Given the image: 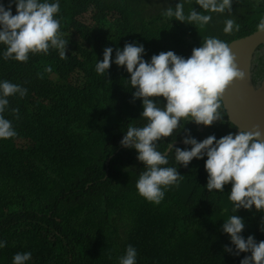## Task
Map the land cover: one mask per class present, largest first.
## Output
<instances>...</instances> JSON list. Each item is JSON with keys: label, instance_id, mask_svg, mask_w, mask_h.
I'll return each instance as SVG.
<instances>
[{"label": "trees", "instance_id": "obj_1", "mask_svg": "<svg viewBox=\"0 0 264 264\" xmlns=\"http://www.w3.org/2000/svg\"><path fill=\"white\" fill-rule=\"evenodd\" d=\"M59 3L55 19L68 41L66 59L59 50L29 53L26 62L5 60L0 43V82L27 89L16 93L0 114L17 135L0 139V264H13L17 253H31L26 264H120L129 245L136 249V264H240L239 256L222 231L224 221L238 215L245 223L241 235L264 241V210L239 209L229 200L231 184L223 192H209L203 159L188 167L178 165L175 150L168 164L182 178L167 188L157 205L139 195L136 183L145 171L135 149L120 144L129 127H143L141 99H134L130 74L114 63L115 51L126 43L143 45V59L173 51L188 58L192 49L214 37L229 46L257 32L264 18V0H232L231 11L205 12L196 0H39ZM183 3L212 17L203 27L180 22L163 13ZM10 0H0L7 9ZM16 14V5H11ZM88 19H85V17ZM234 20L239 31L225 33ZM113 48L107 73L96 72L103 50ZM51 67L46 72L45 67ZM128 78L126 79V76ZM252 79H264V51L254 59ZM163 108L164 98H154ZM222 119L205 127L182 119L172 136L157 142L165 153L169 143L191 137L217 139L237 127L230 122L222 100ZM13 109H18L17 114ZM181 149L189 145H176ZM109 166H106L108 164Z\"/></svg>", "mask_w": 264, "mask_h": 264}, {"label": "clouds", "instance_id": "obj_2", "mask_svg": "<svg viewBox=\"0 0 264 264\" xmlns=\"http://www.w3.org/2000/svg\"><path fill=\"white\" fill-rule=\"evenodd\" d=\"M12 3L16 5L15 15L11 11ZM196 4L206 13H223L232 8V0H196ZM59 10V3H41L39 0H10L7 9L0 4V43L6 45L4 59L26 62L29 53L48 54L50 47L58 49L61 59H66L68 41L61 38L60 22L54 18ZM163 15L201 27L212 19L210 15L194 9L185 16L184 5L180 2L174 9L169 6ZM234 26L239 31V25L228 19L223 30L231 33ZM257 31L264 33V18L259 21ZM259 51L264 50H258L256 54ZM112 53L111 47L103 50V60L96 63L98 74L107 73L113 63ZM144 54L143 45L137 43H126L122 50L117 48L115 51L114 63L126 67L130 74L128 81L135 88L133 98L142 100L141 116L148 121L140 128L129 127L120 144L135 149L137 160L146 169L136 183L139 195L158 205L165 195L162 188L176 184L182 175L176 167H162L169 162L168 154L156 150L157 142L172 136L182 119L191 117L190 121L205 127L221 120L218 109L225 90L234 81L243 80L245 73L239 69L230 46L214 37L206 38L200 47L193 48L188 58L167 51L146 61L142 58ZM44 70L52 71L50 66ZM16 93L23 97L27 89L8 81L0 82V114L9 103L7 97ZM160 97L166 101L163 108L158 107L154 99ZM13 112L18 118V109H13ZM16 135L11 122L0 115V139ZM183 143L191 145V148H173L169 143L168 151L174 149L175 161L185 168L194 158L206 156L204 167L208 178L205 187L209 192H223L224 186L231 184L228 198L235 212L241 208L251 210L253 206L257 211L264 210V131L258 126L240 130L235 135L229 133L219 139L210 135L202 141L191 137L189 132ZM244 228L245 223L238 215L224 221L222 231L230 236L231 244L235 246L233 250L225 245L224 251L237 256L250 253L240 264H264V241L257 242L251 235L245 239L241 235ZM4 246L6 242H0V247ZM136 256V249L129 245L120 258V264H136ZM30 259L31 253H17L13 264H26Z\"/></svg>", "mask_w": 264, "mask_h": 264}, {"label": "water", "instance_id": "obj_3", "mask_svg": "<svg viewBox=\"0 0 264 264\" xmlns=\"http://www.w3.org/2000/svg\"><path fill=\"white\" fill-rule=\"evenodd\" d=\"M230 48L239 69L245 73V78L234 81L221 98L230 122L237 127L233 135L240 130H251L256 126L264 131V79L258 86L252 79L255 54L258 50H264V33L257 31L233 42ZM180 144L185 145L183 141L172 143L173 147ZM165 153H169L168 149Z\"/></svg>", "mask_w": 264, "mask_h": 264}, {"label": "rangeland", "instance_id": "obj_4", "mask_svg": "<svg viewBox=\"0 0 264 264\" xmlns=\"http://www.w3.org/2000/svg\"><path fill=\"white\" fill-rule=\"evenodd\" d=\"M85 19H88V17L86 16Z\"/></svg>", "mask_w": 264, "mask_h": 264}]
</instances>
